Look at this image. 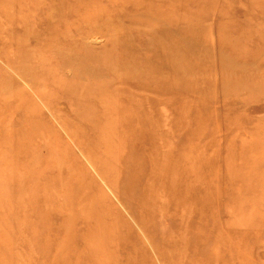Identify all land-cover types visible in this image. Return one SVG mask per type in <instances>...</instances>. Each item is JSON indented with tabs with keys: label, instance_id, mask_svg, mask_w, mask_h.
<instances>
[{
	"label": "rangeland",
	"instance_id": "obj_1",
	"mask_svg": "<svg viewBox=\"0 0 264 264\" xmlns=\"http://www.w3.org/2000/svg\"><path fill=\"white\" fill-rule=\"evenodd\" d=\"M52 1L0 0V264H264V0Z\"/></svg>",
	"mask_w": 264,
	"mask_h": 264
},
{
	"label": "bare ground",
	"instance_id": "obj_2",
	"mask_svg": "<svg viewBox=\"0 0 264 264\" xmlns=\"http://www.w3.org/2000/svg\"><path fill=\"white\" fill-rule=\"evenodd\" d=\"M49 4L50 3H47L46 5H49ZM42 5H44V4L39 3V5L36 6L37 7L36 9H39L38 7H40ZM51 7L54 8V9H56V10H59V8L60 7L62 8L63 5L59 4L57 1L54 0L51 3ZM99 13H107V11L106 10L103 11V10H101V8H99L98 10L95 11L94 16H96ZM65 16H66V13H64L63 11H61L60 14H54V13H51L49 11V13H47V15H46V19H45L46 22L43 24L44 25L43 26L44 27L43 28V32L45 33V37H47L46 39L48 41V45H47V42L45 43V45L44 44H42V45L46 46L47 48H50V51L49 52L51 53L52 56H55V54H53V52L54 51H57L58 49H60V45L63 44L62 41H60V40L58 41L59 38L57 37L58 32L61 31L60 30L61 24H62V32H64L65 34H67V32H69L72 29H74L75 26L78 25L81 22V21H76L74 27L72 29H70L67 26ZM160 16H162V15H160ZM88 19L90 21H92L94 24H95V21L98 20V19H95V18H92V17H90ZM25 32H26V37H29L28 36V34H29L28 31H25ZM37 40L35 42H37ZM53 40H55V41H53ZM49 41L50 42L53 41L54 43L58 41L59 42V45H56L55 46L56 49L55 48H52V46H51L52 43H49ZM112 42L115 43V40L112 39ZM51 63H52V66L51 67L53 68V63H54L53 62V59H52V62ZM125 65L126 64H123L122 67H125ZM108 66L110 67L109 72L111 74V77H110V80L107 81L106 86H104L103 88H101V91L100 92H98V91H93L92 92V90L91 89H88L86 86H81L80 87V93H79V89L70 88L72 90V92H73L72 95H75V96L79 95L82 98H84V95H87L88 96V95L91 94L93 97H95L97 99L96 102H98L100 105H102L104 107V104L107 103V101L110 99V97H111V95L113 93V89L114 88L111 86V84L115 81V82L119 83L121 86H123L124 89H126V87H127L126 86V84H127V82H126L127 80L126 79H128L129 78L128 75H130V74L123 73V72L117 73V71H116L117 68L113 65L112 62H109L108 63ZM46 72L48 74L50 72V69H48ZM120 76H121V79H119ZM130 76H131V78H134V76H132V75H130ZM117 93L120 94L121 93V90L117 89ZM131 93H132V95H134L136 93V91L131 90Z\"/></svg>",
	"mask_w": 264,
	"mask_h": 264
}]
</instances>
